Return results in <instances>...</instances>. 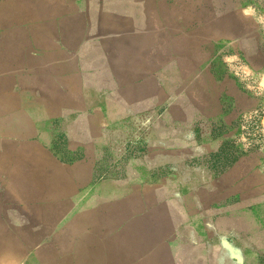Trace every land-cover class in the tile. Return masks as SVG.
Here are the masks:
<instances>
[{"label":"rangeland","instance_id":"1","mask_svg":"<svg viewBox=\"0 0 264 264\" xmlns=\"http://www.w3.org/2000/svg\"><path fill=\"white\" fill-rule=\"evenodd\" d=\"M50 15L82 39L119 33L106 45L128 43L159 82L144 110H46L0 139V249L7 236L20 264H47L83 236L100 264H237L254 209L264 228V94L244 80L264 62V0H0V44Z\"/></svg>","mask_w":264,"mask_h":264},{"label":"crops","instance_id":"2","mask_svg":"<svg viewBox=\"0 0 264 264\" xmlns=\"http://www.w3.org/2000/svg\"><path fill=\"white\" fill-rule=\"evenodd\" d=\"M68 21L69 16L66 20L62 17L55 20L53 15L32 19L33 37L22 43L0 44V127H10L3 131L0 128L1 140L20 142L22 125L34 129L37 117L43 116L46 110H72L78 118L80 113L98 114L106 108L132 112L145 109V97L150 93L146 87L157 80L145 74L142 58L128 49V43H125L126 50H123L124 43L107 44V47V40L118 39L119 33L107 34L105 38L93 35L86 40L79 35L83 31L69 28ZM116 50L124 51L123 55L114 58ZM246 67L254 72L249 71L244 80L253 87L254 94H264V62L263 65L249 62ZM223 85L231 86L230 80H223ZM228 89L238 109L253 105L246 99L252 97V92L241 91L234 85ZM59 114L62 112L52 116ZM260 123L264 128V115ZM6 132L10 135L8 139L1 137ZM257 198L254 207L260 203ZM254 210L253 226L242 231L248 238L246 244L238 240L228 244L239 257L237 264H256L255 255L264 251V228L255 214L257 209ZM230 247L222 252L230 253ZM98 259L100 261V257ZM206 263L213 264V257H207ZM226 264H234V261L229 258Z\"/></svg>","mask_w":264,"mask_h":264},{"label":"bare ground","instance_id":"3","mask_svg":"<svg viewBox=\"0 0 264 264\" xmlns=\"http://www.w3.org/2000/svg\"><path fill=\"white\" fill-rule=\"evenodd\" d=\"M6 237L7 236L3 237V242H5V244L0 249V264H20V260L18 259L19 256H17V251L14 248L17 245L15 246V242L11 241L9 238L7 239ZM69 247L70 248H68V250L70 249L73 251L72 259L70 257L66 259H61L59 257L56 259H51L49 262H47V264H99L100 261L98 258L100 257V251L99 249L94 248L91 238L83 236L78 237L77 241Z\"/></svg>","mask_w":264,"mask_h":264}]
</instances>
